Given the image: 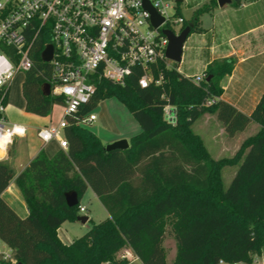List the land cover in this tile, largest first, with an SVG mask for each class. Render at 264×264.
Listing matches in <instances>:
<instances>
[{"label":"trees","instance_id":"1","mask_svg":"<svg viewBox=\"0 0 264 264\" xmlns=\"http://www.w3.org/2000/svg\"><path fill=\"white\" fill-rule=\"evenodd\" d=\"M216 7V0H210L184 27L201 33L199 17ZM34 61L21 83L24 111L47 117L62 98L43 94L44 65L37 55ZM233 66L232 60L216 61L199 83L164 61L152 68L154 78L161 77L159 86L140 88L138 69L123 85L101 80L90 102L65 116L64 150L51 158L41 150L15 177L0 162V243L13 254V262L4 264H129L120 254L124 250L141 264H167V236L175 242L170 264H252L264 246V92L249 115L220 100V82ZM3 92L6 107L9 88ZM109 98L120 102L140 127L124 150L105 151L100 139L79 125ZM167 106L174 110V125L164 118ZM204 114L214 115L229 138L250 123L259 128L233 157L212 160L192 131ZM225 167H236L226 188L221 178ZM13 178L28 212L24 218L1 198ZM87 190L107 217L99 223L87 220V232L64 244L57 230L76 221ZM69 192L78 199L71 208L64 198Z\"/></svg>","mask_w":264,"mask_h":264},{"label":"built area","instance_id":"2","mask_svg":"<svg viewBox=\"0 0 264 264\" xmlns=\"http://www.w3.org/2000/svg\"><path fill=\"white\" fill-rule=\"evenodd\" d=\"M146 1L163 20L157 28L151 25L143 0H0V91L8 88L17 74L34 68L37 55L44 65L40 74L50 87V95L62 98L63 115L57 125L37 131L43 144L56 141L59 149L66 148L62 136L65 116L87 105L101 80L123 85L138 69L140 88L160 85L161 77L154 78L152 68L160 61L167 67L171 63L165 58L168 41L162 31L178 35L186 21L181 17L173 20L164 0ZM47 47L51 48V58L44 62L41 54ZM2 48H11L12 53L5 54ZM203 78L192 80L199 83ZM4 94L0 95L2 152L14 136L24 135V128L18 125L4 128ZM170 108H164V118L174 125V110ZM95 120L90 112L79 125ZM84 211L79 207V212ZM12 262L10 250L0 251V264Z\"/></svg>","mask_w":264,"mask_h":264},{"label":"crops","instance_id":"3","mask_svg":"<svg viewBox=\"0 0 264 264\" xmlns=\"http://www.w3.org/2000/svg\"><path fill=\"white\" fill-rule=\"evenodd\" d=\"M209 1L199 0L193 7L197 10L208 4ZM199 26L203 31L190 33L183 44L181 60L178 63L186 64L184 69H188V65L192 64V69L196 70V74L179 73L185 77H197L202 75L206 68L216 61L232 60L234 66L231 74L220 82L221 95L219 99L230 104L241 113L249 115L264 92V0H240L239 4L236 5L230 4L222 8L217 6L211 13H204L199 17ZM7 107L6 105L4 109L5 125H18L24 128V135L14 136L16 140H13V137L11 144L0 154V162L5 163L15 177L41 150L49 158L59 150L56 141L43 144L37 137V131L56 126L63 115V110L56 118L53 114V108L47 117L27 114L24 111V100L15 113L8 111ZM170 109L173 111L172 108ZM199 124L210 131L209 141L204 138L205 134L203 135L199 130L201 127H198ZM210 126L215 127L216 130H209ZM247 128L252 129L253 133L247 134ZM257 130L258 125L250 123L242 132L229 138L224 133L220 122L214 115L209 114L202 115L192 125V131L205 143L211 145V148L209 145H206V148L211 150L212 146L215 145L217 147L213 150L220 152L219 154L229 150L226 148L230 145H233V148L240 145L246 137L253 135ZM120 139L123 138L115 137L108 143L111 144ZM1 198L18 217L24 218L27 215L26 206L14 183V178L2 192ZM94 198L96 199L95 196ZM76 222H65L57 230V236L62 243L69 244L73 241L68 236L67 231L69 226H73ZM60 231L63 232L65 240H63ZM3 245L0 243V251L2 252L7 248ZM123 254L129 260V264L134 262L141 264L129 250H124ZM252 264L264 263L261 259H254Z\"/></svg>","mask_w":264,"mask_h":264},{"label":"rangeland","instance_id":"4","mask_svg":"<svg viewBox=\"0 0 264 264\" xmlns=\"http://www.w3.org/2000/svg\"><path fill=\"white\" fill-rule=\"evenodd\" d=\"M199 0H183L181 3H175L174 0H164L165 3L168 4L169 10L168 13L172 16V19L175 20L178 17L183 18L186 22H190L193 18V14L195 12L194 4ZM173 30L177 32L178 28L174 27ZM186 64H175L176 70L180 73L187 74V75H195L196 70L192 69L193 65L189 64L188 69H184ZM167 66V65H166ZM169 67H173L174 63H168ZM200 76H203L200 75ZM24 73L17 74L12 81L8 84L9 88V95H8V102H7V109L8 111L15 113L18 107H21L23 103V98L20 91V85L23 81ZM63 110L62 104H56L53 106V114L57 118L58 114L61 113ZM7 111V112H8ZM92 113L96 116V120L91 124L83 125L86 129L91 131L95 136H97L100 141L104 144V146L110 144L111 139L115 137H122L123 139L120 140H128L136 135L140 131V127L134 121L130 113L126 110V108L118 102L115 98L104 99L103 101L99 102L96 108L92 111ZM10 118V116H9ZM201 124L198 125V127ZM197 127V128H198ZM203 126L199 127L200 131L203 133L204 138L208 139L209 132L208 128H202ZM209 130L213 131L216 130L215 127L210 126ZM5 129L10 128V125H4ZM259 128V127H258ZM196 130V128H195ZM253 131L250 128H247V134H252ZM13 140H16L14 137ZM209 141V139H208ZM202 143L206 149L207 154L212 160H219L222 158H231L234 154L238 151L240 145L236 147H232L233 145L228 146L229 150H225L222 154L220 152L213 150L217 146L213 145L211 150L206 148V145L209 143H205L202 140ZM242 143V142H241ZM240 143V144H241ZM211 148V145H209ZM232 149V150H231ZM218 152V153H217ZM218 154V155H217ZM236 170V167H225L221 171V178L223 182L224 188H226ZM79 207H83L85 211L83 213L77 212L78 217H86L88 220H91L93 223H99L104 220L107 216L103 207L99 204L97 199L94 198L92 192L87 190L84 194L82 199L79 202ZM68 225V224H66ZM69 230L67 231L68 236L70 239L74 240L75 238L81 237L90 227V223L87 221L84 224L76 222L73 226H69ZM61 232V231H60ZM63 236V240L65 237L63 232H61ZM69 240V239H68ZM3 247H6L3 245ZM163 248L166 252V263L170 264L174 257H175V242L172 237L167 236L163 242ZM4 252H9L7 248L4 249ZM124 253L121 251L120 254ZM261 259L264 263V246L262 247L260 254L256 255L253 260ZM253 262V261H252ZM131 264H139V263H131Z\"/></svg>","mask_w":264,"mask_h":264},{"label":"water","instance_id":"5","mask_svg":"<svg viewBox=\"0 0 264 264\" xmlns=\"http://www.w3.org/2000/svg\"><path fill=\"white\" fill-rule=\"evenodd\" d=\"M175 3H181L183 0H174ZM233 0H216V4L219 8H222L226 5L232 4ZM143 7L145 10H147L150 14V20L151 25L154 28H157L162 22V18L159 17L153 8L149 5V3L146 0H143ZM191 28L190 26H185L182 31L175 35L172 33V31L169 30H163L162 33L166 37L168 44L165 50V58L166 60L170 61L171 63L178 64L181 60L182 55V48L183 44L185 43L187 37L190 35ZM51 58V48L47 47L44 52L41 54V59L44 62L50 61ZM42 92L45 96L50 95V87L48 84H44L42 86ZM262 121L264 122V109L262 111ZM128 147V143L126 140H119L116 142H113L111 144H108L104 147V150L109 152L113 150H124ZM65 203L68 207H74L78 204L77 196L74 192H69L64 195ZM86 217H77L76 221L84 224L87 222ZM19 264V263H17Z\"/></svg>","mask_w":264,"mask_h":264},{"label":"bare ground","instance_id":"6","mask_svg":"<svg viewBox=\"0 0 264 264\" xmlns=\"http://www.w3.org/2000/svg\"><path fill=\"white\" fill-rule=\"evenodd\" d=\"M2 153V151H0V154Z\"/></svg>","mask_w":264,"mask_h":264}]
</instances>
